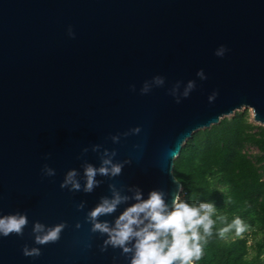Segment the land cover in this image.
<instances>
[{
    "label": "water",
    "instance_id": "water-1",
    "mask_svg": "<svg viewBox=\"0 0 264 264\" xmlns=\"http://www.w3.org/2000/svg\"><path fill=\"white\" fill-rule=\"evenodd\" d=\"M246 109L264 126V0H0V217L28 218L22 237L0 235V264H130L118 248L101 251L107 237L86 214L110 184L144 200L163 192L171 207L187 140ZM106 151L119 176L97 175L91 193L60 188L74 169L82 189L83 165L99 168ZM35 222L67 227L41 246Z\"/></svg>",
    "mask_w": 264,
    "mask_h": 264
},
{
    "label": "clouds",
    "instance_id": "clouds-1",
    "mask_svg": "<svg viewBox=\"0 0 264 264\" xmlns=\"http://www.w3.org/2000/svg\"><path fill=\"white\" fill-rule=\"evenodd\" d=\"M69 35H73L69 29ZM227 49L221 46L215 55L223 57ZM200 79H206L203 70L197 72ZM157 84H163L164 78L155 77ZM195 88V82L189 81L185 90V97ZM147 91V88L142 90ZM216 93L209 97V101L215 100ZM179 103V100H176ZM115 142L118 137H112ZM85 152L87 149L84 150ZM116 156L113 151L110 154L106 151L101 158L99 168L92 164L83 165L85 184L81 189V184L77 180L79 175L76 170H70L60 184L61 189L69 191H81L91 193L99 187L102 181L96 180L97 175L114 178L121 174L124 165L113 163L112 157ZM42 173L48 177L55 176L54 169L44 165ZM111 197H101L95 208L86 214V222L91 224L92 233L105 235L101 251H106L109 246L118 248L125 256L130 255V264H195L204 255V248L213 235L216 221L213 220L215 207L211 203H201L193 206L180 199L176 195L171 207L166 204L165 193L152 191L149 198L144 200L139 189H135L132 197L121 195L116 190L115 185L110 184ZM181 189H179L180 191ZM130 199L136 202L123 210V212L112 222H100L101 216H109L117 212L118 206L126 204ZM84 207L83 203L77 205L80 211ZM226 220V217H219ZM28 225L26 214L17 212L13 215L0 217V235L8 237L10 234L23 236V229ZM67 227L66 223H59L54 226H45L40 222H35L32 227V235L36 245H47L55 243L60 239L62 231ZM80 227L79 224L76 225ZM235 230L237 236L242 235L247 226L240 219L235 217L231 223L218 230L220 238H224L227 233ZM26 257H38L40 249L37 247L23 248Z\"/></svg>",
    "mask_w": 264,
    "mask_h": 264
},
{
    "label": "trees",
    "instance_id": "trees-1",
    "mask_svg": "<svg viewBox=\"0 0 264 264\" xmlns=\"http://www.w3.org/2000/svg\"><path fill=\"white\" fill-rule=\"evenodd\" d=\"M175 175L183 184L181 200L216 210L213 235L195 264H264V126L252 120L251 110L197 130L176 159ZM235 217L247 230L220 238L218 230Z\"/></svg>",
    "mask_w": 264,
    "mask_h": 264
},
{
    "label": "rangeland",
    "instance_id": "rangeland-1",
    "mask_svg": "<svg viewBox=\"0 0 264 264\" xmlns=\"http://www.w3.org/2000/svg\"><path fill=\"white\" fill-rule=\"evenodd\" d=\"M251 114H252V120L255 122V120H254V113H253V111L251 110ZM253 153H256V154H259V152L257 151V150H251ZM252 239V241H251V244H253L254 243V240H253V238H251Z\"/></svg>",
    "mask_w": 264,
    "mask_h": 264
}]
</instances>
